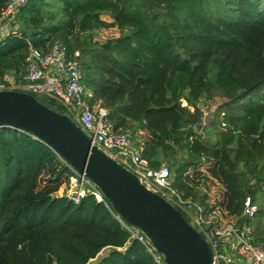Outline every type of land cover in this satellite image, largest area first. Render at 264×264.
<instances>
[{"label": "trees", "instance_id": "1", "mask_svg": "<svg viewBox=\"0 0 264 264\" xmlns=\"http://www.w3.org/2000/svg\"><path fill=\"white\" fill-rule=\"evenodd\" d=\"M15 25L0 41V85L9 75L23 83L29 43L47 51L61 40L81 54L93 108H107L151 166L168 162L175 186L201 203L207 194L190 171L212 161L210 175L225 186L219 205L242 220L250 197L264 244V99H254L264 89V0H28ZM111 27L120 34L96 39ZM218 93L228 101L204 139L200 102ZM71 175L33 134L0 127V264H157L150 240L107 198L58 194Z\"/></svg>", "mask_w": 264, "mask_h": 264}, {"label": "built area", "instance_id": "2", "mask_svg": "<svg viewBox=\"0 0 264 264\" xmlns=\"http://www.w3.org/2000/svg\"><path fill=\"white\" fill-rule=\"evenodd\" d=\"M27 2L28 0H8L1 9L0 41L16 30V13ZM80 56L79 51L71 55L67 45L61 40L54 41L47 51L29 43L23 83L9 81L8 85H0V89H17L36 97L39 95L55 100L63 110L62 114H66L80 126L91 138L93 145L131 170L148 189L164 197L183 213L209 243L213 252L212 264H264V244L256 241L255 226L250 221L256 211L251 198L246 199L243 219L239 220L226 216V212L217 203L209 205L185 195L175 186L172 171L167 164L152 167L139 147L131 141L129 134L115 129L108 109L93 108L91 93L83 80ZM198 124L203 130L209 124V117L203 114ZM57 155L72 171L70 181L64 184L63 194L77 203L87 194L106 202L104 193L95 182L60 154ZM121 222L130 229L126 223ZM134 235L145 242L144 235L135 232ZM149 250L157 264H165L163 254L155 252L151 247Z\"/></svg>", "mask_w": 264, "mask_h": 264}, {"label": "water", "instance_id": "3", "mask_svg": "<svg viewBox=\"0 0 264 264\" xmlns=\"http://www.w3.org/2000/svg\"><path fill=\"white\" fill-rule=\"evenodd\" d=\"M0 127L33 134L85 173L99 186L114 211L143 232L163 254L165 264H212L209 243L183 213L93 145L91 138L66 114L28 92L0 89Z\"/></svg>", "mask_w": 264, "mask_h": 264}, {"label": "rangeland", "instance_id": "4", "mask_svg": "<svg viewBox=\"0 0 264 264\" xmlns=\"http://www.w3.org/2000/svg\"><path fill=\"white\" fill-rule=\"evenodd\" d=\"M102 18L106 19L107 21H113V18H111L107 14H103ZM119 34H120V31L117 27L102 28V29H99L98 31H96L95 37L99 41L103 42V41L107 40L108 38L116 37ZM7 79L9 81H12V82L14 81L12 75L7 76ZM37 98L42 99V97L39 95H37ZM254 99H259V100L264 99V89L261 92L256 93L254 95ZM226 101H228V98H225L218 93V95L214 96L213 98L203 99L200 102V106L202 107L203 114H204V116L209 117V122H210V119L213 120L214 118H216L215 111H216L218 105H220L221 103H224ZM184 104H186L185 101H184ZM219 119L221 120L222 118H219ZM209 134H210V131L208 130V128L203 130V132H202V136L204 139H208ZM136 139L137 138H135V139L131 138V141L135 144ZM163 164L168 165L169 163L164 162ZM213 164L214 163L212 161H204L197 169H192L190 171V174L195 179L194 183L196 184V187L200 188L202 193L204 192L207 194V198L205 199V204H209V205L215 204V203L219 204L220 201L222 200V198L224 196V192H225L224 184H222L218 179L213 178L210 175L209 168L212 167ZM197 171H200L201 174H197ZM67 187H68V185L66 186V188ZM63 192H64V185L61 187L58 194L59 195L63 194ZM138 231L141 232L139 229H138ZM108 252H109V248L104 249L99 254V256L96 258V261L101 259L105 255H107Z\"/></svg>", "mask_w": 264, "mask_h": 264}, {"label": "crops", "instance_id": "5", "mask_svg": "<svg viewBox=\"0 0 264 264\" xmlns=\"http://www.w3.org/2000/svg\"><path fill=\"white\" fill-rule=\"evenodd\" d=\"M61 195V194H60Z\"/></svg>", "mask_w": 264, "mask_h": 264}]
</instances>
